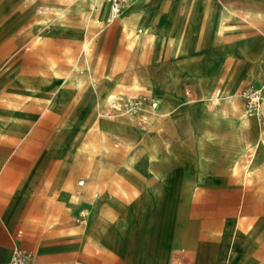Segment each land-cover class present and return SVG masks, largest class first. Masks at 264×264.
<instances>
[{
    "label": "rangeland",
    "instance_id": "374dc122",
    "mask_svg": "<svg viewBox=\"0 0 264 264\" xmlns=\"http://www.w3.org/2000/svg\"><path fill=\"white\" fill-rule=\"evenodd\" d=\"M137 1L135 0V3ZM67 9L69 11L64 16L56 14V12L63 13ZM231 9L234 12L231 19L236 16L244 20L263 17L261 12L238 11L234 7ZM93 14L94 9L76 6L75 0H0V109L10 114L14 130L21 132V136H25L32 126L47 118L50 112L44 113L45 111L62 109L68 102L69 90L67 87L72 86L68 79L85 78V84L77 90V93L71 99L75 109L77 111L82 110L83 114L79 117L74 115L60 124L57 127V136L53 142L54 149L66 147L65 152L57 153L63 163L61 174L68 168V163L75 161V171L72 173L74 178L72 201L74 203V200H80L83 194L86 195L94 190L93 183H90L89 191L85 192L83 190L86 181L90 179V172L84 162L92 160L96 165H103V169L113 166L115 174L116 169L120 166L119 164L117 167V164L120 163L117 159L106 158L100 152H92L89 141V136L97 133L96 128H93L95 120L100 122L113 120L118 117V114L121 115L122 113L114 112L110 116L102 114L104 107L101 104V98L105 95L109 81V72L105 71L106 66L104 65L109 43L101 36L102 31L106 28V22L101 26L97 25L93 20ZM108 19H110L109 15L105 21ZM230 23L239 24L238 28L241 26L238 22L230 21ZM183 24H185L184 21L181 22L180 32L184 29ZM195 28L191 32L190 29L188 30L189 37H187L186 50L189 53L171 52L170 31L167 32L168 40L166 43H160L158 40L153 48H149L152 51V59L155 58L158 52H161V56L168 60L165 68L157 70L159 75L151 73L143 65L137 70L127 69L125 71L129 80H131L133 74H136L141 85L151 88L148 93L158 97L159 110L166 112L165 119H170V126L164 127H167L171 133L173 142L171 146L168 141L160 137L159 132H155V127L144 128L147 126L148 118L150 119L151 116L147 111L149 107L144 105V109H146L144 112L142 111L144 117L140 118V116H136L137 114L134 117L138 125L143 126L141 129L145 134L149 133L153 138H160L162 153H168L167 150H164V143L171 151V154L168 153V155L170 164H172L166 170L163 180L159 181L157 185L159 186V192L155 189L157 182L153 184L147 182V185H144V183L136 185L139 187L137 194H132L130 190L126 189V194L119 189L116 192H110L112 193L109 195L110 204L119 209V214L116 215L117 213L112 209H108V213L112 217H126L129 214V226L121 228L117 223L113 224L107 233L100 235L98 239L95 238L98 243L107 248L111 259L104 256L103 252L94 246L93 249H88L87 253H78L75 259L71 261V264H117L114 260L118 259L117 256L122 254V250H124L125 261L128 264H169L165 250L166 244L172 239H174L175 243L187 244L186 246L195 254L194 264H223V254L227 245H229L233 228H235L234 232L238 229L235 242H239L238 234L241 235L240 241L242 239L260 237L257 221L252 220L251 214L245 213L243 206L248 203L253 204V206L261 205L263 209L259 213L264 214V173L254 176L255 178H250L251 180H244L242 193L243 195L245 194V197H230V184H228V187L221 191V197L205 193L202 198L201 193L195 192L198 187H193V185L199 179L198 173L202 168L201 155L199 163L195 157L196 152H198L196 148L198 142L200 144L205 142L214 143L218 149L215 156L218 154L222 155L218 159L219 163L227 168H230L229 164L232 162L231 153L237 152L241 146L237 132L233 128L228 130L223 123L213 125L204 120V117L208 114L201 109L202 103L209 102V106L212 103L211 97L206 98V89L211 86L217 89L230 86L232 93L236 95L239 89H242V87H238V82L240 81L245 62L254 60V70L249 74V79H253L260 73V88L254 85L247 86L259 89L262 99L264 97V44L250 48L251 38L247 37L244 32H240V38L235 42V46L230 48L234 57L232 62L236 63V67L228 73L222 74L217 81L215 78V62L217 59L212 53L205 52L208 49L207 47L214 42L216 34L213 31L198 34ZM76 31L79 33L76 34ZM124 32V37L116 42L118 48L115 49L117 51L111 56L114 58L122 57L123 61L127 62L132 58L134 51H141L139 48L142 45L141 43L132 44L127 38V31L124 30ZM84 41L89 44L92 43L89 55L86 54L83 45ZM233 49H236V51ZM146 57L143 56L144 59ZM52 61H54V64H52ZM111 72L113 73L110 76H113L114 72H122V70L116 68ZM169 72H172L176 81L169 77ZM21 80L24 81V86ZM60 82L61 84L59 85ZM92 82H94L93 87L89 86ZM187 82L194 89L192 95L189 93L192 89L190 87L186 89L185 87ZM156 84L158 85L155 86ZM25 85L31 86L38 91H44L47 95H51L55 91L50 108L47 109L44 101L28 97L30 90ZM62 91H65L64 95H61ZM164 93L172 97L166 104H163ZM90 94L100 97L94 110L87 101V97ZM128 97L130 98V96ZM139 98L143 97L139 96ZM181 99L185 100V112L195 124L197 131V135L189 141L180 139L173 130L172 112ZM236 101L234 102L237 104L234 108L236 112L231 108V105L230 111L235 114L245 113V99L237 97ZM263 102L260 105V114H253L258 125L260 121H263ZM236 108L241 111L239 112ZM5 115H7L5 112H0V122L5 119ZM73 124H76L79 129L74 135L68 136L67 131ZM261 129L264 130V128ZM4 130L10 137L12 132H10L9 128ZM120 139L124 141L130 140L131 143L133 142L132 139L138 140L135 137H120ZM0 140V144L7 142L14 146L18 143V141L13 139ZM116 141H119V139L114 136L107 138L112 150L122 152L120 145L117 146L118 142ZM75 142L78 143L75 145ZM130 151L138 152L135 148H131ZM146 153L147 151L145 150L141 156L144 162V165L139 167L141 172H144V166L148 165V163L146 164ZM199 164L201 165L199 166ZM230 169V171H227L228 174H231L232 171L243 180V167L235 171L232 168ZM131 173L128 172L127 175L138 177L136 174ZM113 174V169L105 172L107 177H111ZM111 179L108 181L109 183H111ZM59 180V177L55 178V180L45 179L44 186L48 191H51L54 187L59 186ZM83 180L84 183H80ZM248 181L249 183H247ZM112 187L114 188L115 184H112ZM165 188L169 191L167 198L163 196ZM192 190L194 191L192 192ZM104 192V188L101 189L91 200L101 199ZM248 193H253L252 200ZM188 194L191 197L187 198ZM171 195L173 200H171ZM123 198L127 203L123 202ZM81 205L83 204H79V207ZM186 206H188V213H186ZM87 207L89 206L87 205ZM171 210L174 211L173 214L170 212ZM112 212L113 214H111ZM180 216L185 219L181 221V219H178ZM75 217L76 215H71L58 220L52 212L46 220V229L54 223H60L61 229L66 228L69 223H74L72 221ZM21 222H24V218ZM222 224L223 228L221 229ZM69 227L71 228V226ZM19 229L23 230L24 228L21 225L16 227L14 236L17 235ZM109 233L112 234L111 238H107ZM219 235L221 236L223 247L218 250V256L214 257L212 250H207L203 254L199 252L200 247L195 238L214 239L219 237ZM85 239H87L86 235L76 238L73 242L74 247L79 249ZM19 248L24 250L21 246ZM11 253V250H7L3 254L0 253V256H2L0 264H7ZM243 258V254L240 257V261L234 257V264H240ZM178 261H181L180 257Z\"/></svg>",
    "mask_w": 264,
    "mask_h": 264
},
{
    "label": "crops",
    "instance_id": "0c3cea01",
    "mask_svg": "<svg viewBox=\"0 0 264 264\" xmlns=\"http://www.w3.org/2000/svg\"><path fill=\"white\" fill-rule=\"evenodd\" d=\"M214 1H219L222 5L232 6L238 11L248 10L251 12H261L263 14L262 18H252L248 20L236 16L232 18L231 21L240 23V28L235 29L227 36L222 37L219 34L215 35L214 42L207 47L208 49L205 52L212 53L217 59L215 62V78L218 81L222 74L228 73L236 67V63L232 62L234 57L231 54L233 52L230 48L235 46V42L240 38V32H244L247 37L251 38L249 44L250 48H255L259 44H264V0H138L131 5L125 14L128 18L127 28L133 27L136 23L145 24L157 13L158 16H160L161 21L167 20V24H169L168 31H171V26L175 23L182 21L185 22V29L188 17L179 19L175 14L184 16L187 9L192 7L196 12V16L194 23L190 28V32L196 27L195 29H197V33H199V27L205 21V11L212 6ZM144 10L145 13H143ZM164 15H168V18L165 19ZM105 22L106 28L101 34V36L109 43V49L106 50L107 57L106 63L104 64L106 66L105 71L107 73L109 72L108 74L110 75L113 73L111 71L116 68L122 70V72H114L115 74L111 76L113 78H118L117 83L114 84L116 89L114 90V96L122 98H129L128 96H130V98L139 96L143 98H154L158 101V107L155 110L149 108L147 111L149 112V115L156 114L161 116L162 113L159 110L158 97L148 93L146 90L136 91L132 87L125 71L127 69L137 70L143 65L146 66L151 73H157L155 75H159L157 70L165 68L168 64V60L161 56V52H158L155 58L152 59V51L142 47L139 48L141 51H134L132 58L127 62H124L122 57L114 58L111 55L117 51L116 49L118 47L116 46V42L124 37L125 32L119 23L118 17L112 18L111 20L108 19ZM233 50L236 51V49ZM144 55L148 56L144 59ZM254 66V60L245 62L243 71L241 72L240 81L238 82V87H242V89H239L236 93L233 99L234 101L237 97H242L240 92L248 87L247 85H254L260 88V73L253 77V79H249V74L253 72ZM153 82L155 83L154 80ZM60 84L61 82L59 85ZM93 85L94 82L89 86L93 87ZM157 85L158 84L155 86ZM185 87L186 89H189V87L192 89V91L189 92L190 95L194 93V89L190 83L187 82ZM67 88L69 90L67 104L57 111H45L44 113L50 112L47 118L32 126L31 130L27 131L25 136L22 134L24 137L21 136V132L12 128L13 120L12 117H10L11 121L9 122L8 128L12 133L10 137L5 138L16 140L18 143L14 146L7 142H2L0 144V253L3 254L7 252V250L12 251L14 247L21 246L24 251L30 255L34 264H71V261L75 259L78 253H87V250L93 249L94 246L98 247L99 250L103 252L104 256L111 259L107 248L98 243L95 238L90 239V237H88L89 239H85L82 246L77 249L74 247L73 243L76 238L70 235V232L75 229L78 230L83 226L84 221H81L80 212L83 210L89 211L86 203L95 197V195L105 187L106 182L115 176V168L113 166L107 167L96 174V177L93 178L94 181L93 179L91 181V183L94 182L95 186L93 192H88V194L83 195L79 200L83 204L80 206V210L77 209L74 211L71 209L69 204L73 202L72 188L74 178L72 173L75 171V161L73 160L68 163V168L65 169L63 174H61L63 163L57 156V153L65 152L66 147H60L58 149L53 148V142L57 136V127L72 118L74 115L79 117L83 114L82 110L77 111V109H75L71 100L72 96L77 93V90L73 89L72 86ZM262 102L263 101L261 100V103ZM184 103L185 100L181 99L174 107L172 112L173 130L180 139L189 141L197 135V131L195 124L185 112ZM108 109V106L104 108L102 114L106 115ZM0 112H5V114L8 115L3 109H0ZM114 112L118 111H112L107 116L112 115ZM132 115L136 117L135 114ZM137 116L142 117V111L139 112ZM232 116L238 118L240 114H232ZM258 126L264 128L263 121H260ZM78 129V126L73 124L67 131L68 136L77 133ZM159 134L163 140L168 141L170 146L173 144L171 133L168 131L167 127H162ZM126 141L132 146V148H135V150H144L140 140L132 139V143L130 140ZM78 142H75V145ZM196 148L199 155H201L200 161L202 168L198 173L199 179L193 185V187H198L195 192L201 193L202 196H204L203 194L205 193H209L213 196L221 197V191L230 184V197H245V194L243 195L242 193L244 180H241L240 176L232 171L231 174H228L227 171H230L231 169L224 167L219 163L218 159H220L222 155L218 154L215 156L218 152L216 145L212 142H205L202 144L198 142ZM119 164L120 163L117 164V167ZM109 169L114 170V174L111 177L105 175V172ZM125 176L127 179L123 178L122 182L123 188L126 190H131L135 185H140L146 182L153 184L157 181L153 175L146 173L142 174V178L130 175ZM254 176H257L256 173L250 178H255ZM57 177L60 178L59 186L48 191L44 186V180H55ZM131 180L133 183H130ZM193 191L194 190H192V192ZM248 195L252 200L253 193H248ZM163 196L165 198L169 196V191H167L166 188ZM123 202L127 203L125 200ZM110 205L111 204H108L103 200L100 202L99 208L101 211L105 212H108V209H112L117 213L116 215H118L119 209ZM186 207V213H188V206ZM243 208L245 213L252 215V220L254 219L257 221L260 237L234 242L235 258L240 261V257L243 254L244 258L241 260L242 262L240 264H264V214L259 213L262 211L263 207L261 205L253 206V204L248 203L244 205ZM52 212L58 220L71 215H76L75 219L72 221L74 223H69L66 228L62 229L60 228V223H54L46 229V220ZM23 218L24 222L22 223L21 220ZM232 222L234 221L232 220ZM222 223L224 224V222ZM223 224L221 225V229L223 228ZM19 225L24 229H19L17 235L14 236V230ZM69 226H71V228ZM195 239L198 242L200 247L199 252L201 254L205 253L207 250H212L213 256L216 257L219 255L218 250L223 247L220 235L214 239ZM173 240L174 239L170 240L169 243L166 244V253L169 264H194L195 254L186 246L187 244H178ZM179 257L181 258V261H178ZM117 258V260H114L117 264H128L125 261L124 250H122V254H119ZM1 260L2 256H0V263Z\"/></svg>",
    "mask_w": 264,
    "mask_h": 264
},
{
    "label": "bare ground",
    "instance_id": "6f19581e",
    "mask_svg": "<svg viewBox=\"0 0 264 264\" xmlns=\"http://www.w3.org/2000/svg\"><path fill=\"white\" fill-rule=\"evenodd\" d=\"M75 3H76V6H79V7L84 6L89 9H94L93 20L99 26L104 24L106 17L109 15L110 5L108 2L99 1L96 5H94L92 0H75ZM133 3H135V0H132L128 5H126V7L117 16L119 18L122 28L127 31V38L131 41V43L132 44L141 43L142 48L144 49L153 48L157 44L158 40L160 43H166L168 40L167 31H168L169 24H167V20L161 21L160 16H158L157 13L150 18L149 22L145 24L136 23L133 27L127 28L128 18L125 14L127 12V8H129ZM231 8H232L231 6L222 5L219 1H214L212 6L209 7L205 11V21L204 23L200 25L199 33L202 34L207 31H213L215 32V34H219L220 36H225L229 34L230 31H234L235 29H238L239 24L237 25L234 23H230L231 17L234 15V12ZM67 11H69V9H67L63 13L56 12V14H61V16H64ZM143 13H145V10L143 11ZM175 15L178 16L179 19L188 17V21L186 24V28L182 32H180L181 22H177V23L174 22L175 24L171 26V31H170L171 32L170 42H171V48H172L171 52L189 53L186 50L187 37H189L188 30L191 28V26L194 23L196 12L192 9V7H189L184 16H179L177 14ZM164 17L165 19H167L168 15H164ZM75 33L78 34L79 32L76 31ZM83 45L86 50V54L89 55L91 51L92 43L89 44L86 41ZM52 62H53L52 64H54V61ZM168 75L169 77H171V79L176 81V78L174 77L172 72H169ZM84 79H85L84 77L70 79L69 83L70 82L72 83V88L79 90L81 86L85 84ZM108 80L109 81H108L105 95L101 98V104L104 108L108 106L111 97L114 96V90H116L114 87V84H116L118 81V79L113 78L110 75H108ZM21 81L24 86V81L23 80ZM130 83L136 91H140V90H146L147 92L151 91L150 87L146 85H141L138 82V78L136 74H133L131 76ZM25 86L27 89L30 90L29 95H27L28 97H31V98L34 97L37 100H42L46 103L47 109L50 108L53 102V99H54L53 96H54L55 91L51 95H47L44 93V91H38L28 85H25ZM231 89L232 88H230V86L223 88V89H217L214 86H211L210 88L206 89L207 90V92L205 93L206 98L211 97L212 103H211V106H209V102L208 103L203 102L201 109L206 111L208 114L206 117H204L205 121L210 122L213 125L223 123L224 126L228 130L233 128L235 132H237L236 134L241 142V146L237 152L231 153L232 162L229 164V167L232 168L234 171L243 167V180H246L250 178L254 173H256V175L259 176L261 173L264 172V130L259 128L258 122L256 121V118L253 115V114L259 115L260 108L257 110L251 111L250 114H247L246 112L240 113V116L238 118H234L232 116V114H235V113L230 111L231 110L230 105H231V108L234 109L235 105L237 104L234 103L236 101V99L235 101L233 100L235 97V94L232 93ZM64 92L65 91H62L61 95H64ZM260 96H261V93H260ZM99 98L100 97L92 96L91 94L87 97V101L93 110H94V107L98 105ZM171 98H172L171 95L164 93L163 104H166L169 100H171ZM262 100L264 101V97H262ZM10 106L12 105L10 104ZM234 112H236V110ZM161 113H162L161 116H158L156 114H151L150 119L148 118V124L144 128L148 129L150 127L151 128L155 127V132H159L162 127L170 126V119L169 118L165 119L166 112H161ZM10 117L11 116L9 114L5 115V119L0 122V139L8 137L7 132L4 129L5 128L8 129L9 122L11 121ZM131 118L133 120H131ZM263 123H264V114H263ZM141 127L143 126H139L137 121L134 120V116L128 112H122L121 115L118 114L117 118L113 120H109V121L100 122V121L95 120V125L93 126V128H96L97 133H93L89 136V141H90V145L92 148L91 151L100 152L106 158L117 159L118 161H120V166L116 169V174L111 179V183L106 182L105 187H104L105 192L102 198L90 200L88 203H86L89 206L88 207L89 211H88V215L84 219L83 227H80L81 229H78V230L74 228L75 230L70 232L71 236L75 238H81V237H84V235H86L87 238L94 237L98 239L100 235L107 233L109 231V228L113 224L117 223L119 227L121 228H125L129 226L130 224L129 214L126 217H121V216L112 217L110 216L108 212L101 211V209L99 208L100 202L103 200H105L108 204H110L109 195L112 194L110 192L112 191L116 192L119 189L120 191H122V193H125V194L127 193L125 188H123L122 180L123 178L127 179L125 175H127L128 172H132L133 174H136L140 178H142L143 173L152 174L157 179L156 186L159 184V181L163 180L166 170L169 169L172 164V163L170 164L169 155H168V153L171 154V151L166 146V143H164V150L165 151L167 150L168 153L166 152L162 153L161 144L159 142L160 138L159 137L153 138L149 133L145 134V132L141 129ZM109 136H114V137L116 136L119 139V141H116V142H118L117 146L120 145V149L122 150V152H118L117 150L114 151L111 149L110 143L107 142V138ZM120 137L138 138L144 150H138V152L136 151L131 152L130 149L132 148V146L126 141L120 139ZM145 150L147 151L146 164L148 163V165L144 166V172L143 171L141 172L139 171L140 169L139 167H141V165H144V162L142 161L141 156ZM195 157L197 158V162L199 163V157H200L199 152H196ZM78 161L81 162V160L79 159ZM84 165H86L88 171L90 172V179L86 181L83 187V190L86 192V191H89V188H90L89 186H90L92 179L96 177V174L102 171L103 165H98V164L96 165V163H94L92 160L89 162L87 161L84 162ZM200 165L201 164H199V166ZM80 183H83V182H80ZM130 183L132 182L130 181ZM247 183H249V181ZM112 184H115L114 188L112 187ZM144 185H147V182L144 183ZM157 187L155 189L159 192V186ZM138 191H139V187L136 185L133 186V188H131L130 190L132 194H137ZM189 195L190 194L187 195V198ZM74 197H76V195H74ZM171 200H173L172 195H171ZM74 201L75 203L72 202L69 205L72 210L76 211L77 208L79 207V204H81L82 202H80L78 199ZM170 212L172 214L174 213L173 210H171ZM111 214H113V212ZM178 219H181V221H183L185 218L180 216L178 217ZM234 229L235 228H233V231L230 237V242H229L230 246L227 245L225 252L223 254V260H224L223 264H234L235 250H234L233 243L237 239V230H238L237 229L234 232ZM172 236L174 235L172 234ZM111 237H112V234L109 233L107 235V238H111ZM240 237L241 235L238 234L239 242H240ZM7 264H8V261H7Z\"/></svg>",
    "mask_w": 264,
    "mask_h": 264
},
{
    "label": "built area",
    "instance_id": "2783aa9c",
    "mask_svg": "<svg viewBox=\"0 0 264 264\" xmlns=\"http://www.w3.org/2000/svg\"><path fill=\"white\" fill-rule=\"evenodd\" d=\"M96 5L99 1L108 2L110 19L117 17L121 11L128 5L132 0H92ZM240 95L245 99V112L250 114L251 111L257 110L261 105L260 90L253 87H246ZM144 105L150 109L155 110L158 107V101L154 98H122L118 96L111 97L108 104V111L106 115H109L112 111L128 112L130 114H138L144 110ZM142 122H144L142 120ZM88 215L87 210L80 212L81 221H84ZM8 264H34L30 258V255L19 247H14L10 255Z\"/></svg>",
    "mask_w": 264,
    "mask_h": 264
}]
</instances>
